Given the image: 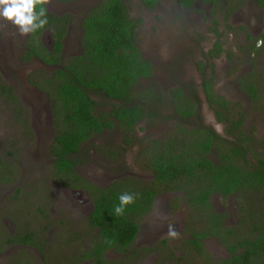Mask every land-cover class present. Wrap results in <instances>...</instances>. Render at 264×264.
Returning a JSON list of instances; mask_svg holds the SVG:
<instances>
[{
	"label": "rangeland",
	"instance_id": "374dc122",
	"mask_svg": "<svg viewBox=\"0 0 264 264\" xmlns=\"http://www.w3.org/2000/svg\"><path fill=\"white\" fill-rule=\"evenodd\" d=\"M96 1L85 0L79 3L94 5ZM252 2L253 0H243L235 7L232 15L226 10L227 6H233L232 0H218V4L214 6L199 4L195 7L196 10H184L172 0H161L159 5L152 9L143 7L138 0L126 2L130 16L140 20L136 33L137 44L144 56L156 67L149 81L156 79L166 82V86L170 87L168 82L171 80L163 77L166 76L164 70L166 67H172L170 50L175 52L180 49L179 57L173 58L176 62L181 61L169 75L178 79L177 84L189 86L190 88L184 90L188 93H191V90H188L192 88L191 84L194 83L199 91L203 79L211 78L209 85L212 90L225 97L229 102V111L233 112L232 116L240 114L242 131L251 134L247 143L250 152L246 158L249 161L255 160L253 155L264 156V45L257 54L256 51L249 52V48L245 51L248 46L244 37L246 33L252 40L259 36L264 37V24L260 23L263 13ZM74 6L75 4L73 12ZM213 20L217 22L216 25ZM253 20L255 24L252 23ZM214 26L218 35L210 30ZM2 34L0 33V36ZM217 39L221 42L223 51L220 56L210 57L207 61L206 52L213 48ZM44 41L46 42V39ZM14 42V53L11 56L15 61L12 62L8 56L0 59V74L20 99L22 96L32 99L30 106L27 104L29 107L22 103V110L28 115L26 125L29 124L31 134H27L23 128L21 116L15 115L16 108L12 109L11 103L4 99L6 97L0 96V264H97L89 254L96 231L86 225L78 200L72 196L71 190L66 188L69 179H59L52 167V159L47 149L51 135L45 133V114L41 118L37 113L38 108L33 107H36L40 100L31 95L23 82L28 70H14L18 68L16 58L23 37L14 39ZM75 49L76 47L67 48L66 51L72 52ZM228 53H231L229 58L226 57ZM201 59L213 64L212 69L205 68L202 76L200 69L195 65V62L199 65ZM249 62L253 63L252 67ZM34 63L37 64L32 61L33 65ZM245 82L255 85L259 97L256 93L253 100L243 93ZM142 86L141 81L137 87L141 89ZM156 87L157 84L153 83V88ZM158 89L162 90L161 87ZM200 96L202 102L199 112L203 122L221 132L223 125L215 121L205 98ZM94 99L102 103L96 107V113L110 109L114 104L112 101H104L100 96H94ZM43 106L41 98L39 107ZM159 110L163 116L171 111L167 105H163ZM166 123L164 119H158L150 122L148 132L136 131L131 148L110 164L103 158L109 155L100 149L99 143L108 142L107 138L118 143L116 132L111 130L93 135L81 149L82 153L78 154L81 159L77 174L90 179L95 177L104 183L100 185H105L111 179L120 180L129 176L131 187L145 188L150 177L143 172L139 153L141 148L149 147L154 140H167L174 135L170 125ZM36 130H39L40 134H35ZM149 138L153 140L150 141ZM170 195L159 194L153 210L138 219V225L145 227L137 236L133 244L135 246L130 248L139 250L137 257L127 258L126 254L111 250L104 255L103 264H203V259L195 256L194 251L189 253L186 249H181L183 236L186 237L187 234L185 230L183 236L179 232L192 211L188 209L187 202L179 204ZM211 200L214 201L215 198ZM222 205L228 206L224 202ZM169 224H176V231L179 230L178 238L168 235ZM28 232L36 235L37 240L41 242L42 253L34 245L26 247L22 243H6L7 238H19ZM208 243L213 250L205 249L210 254L223 255L224 248L216 239H211ZM148 246L155 247L156 252L154 253L152 247L150 254L149 250L145 249ZM177 256L184 259L177 261Z\"/></svg>",
	"mask_w": 264,
	"mask_h": 264
},
{
	"label": "trees",
	"instance_id": "16d2710c",
	"mask_svg": "<svg viewBox=\"0 0 264 264\" xmlns=\"http://www.w3.org/2000/svg\"><path fill=\"white\" fill-rule=\"evenodd\" d=\"M140 1L149 9L156 4V0ZM177 1L186 8L192 6V0ZM201 1L211 2L212 6L218 4V0ZM88 9L87 12L81 10L76 16L80 20L79 25L82 29L81 53L60 59L61 39L68 27L65 21L71 14H67L64 18L47 10L48 23L44 28L31 33L27 44L28 56L24 59L27 60L35 54L43 62L59 66L52 70L48 77L45 73L41 75L48 82L49 87L42 88L38 85L47 93L50 102L64 106L55 108V115L63 117V120L62 124L57 125L60 129H55L49 152L57 177L69 179L68 186L83 187L93 197L94 209L86 217V221L87 225L96 231L89 247V254L95 262L103 264L105 260L103 253L111 248L126 254L127 258L137 257L139 250L130 249L134 246L138 232L137 221L148 211L150 201L156 193L160 192V187H164L167 191L175 189L183 191L186 196L182 199L193 209L209 207L210 192L226 196L238 190V199H241L244 194L253 193L264 198V156L253 155L256 165H250L248 168L251 170L246 169L245 160L250 152L247 143L251 134L242 131L241 117L231 118L233 112L229 111V102L223 95L215 93L208 82H205L203 87L206 104L218 121L230 122L226 137L220 136L211 128L201 127L187 135L190 138H185L183 134L173 135L167 140H154L150 149L141 150V153H146L144 156L147 160L146 168L150 169L154 175L151 187L138 189L120 181L115 183L112 189L101 190L97 187L95 192L90 190L88 185L91 184L75 172L81 159L80 155L75 154L79 151L80 154L82 153L79 143L90 138L92 133L100 132L103 127L111 128L108 120L100 122L101 117L93 115L96 102L89 96L90 93L101 94L121 103L113 110V113L119 121L118 126L123 133V143L127 147L123 151H118L117 148H102L113 159L118 156V153L123 155L133 144L128 145L135 123L147 116L153 120L158 115L155 104L159 101L157 100L159 97L160 101L162 97L167 101L160 104H173L178 114L194 112L192 107L184 108L182 105V102L191 101L186 94L192 93L184 91L190 88L189 86H172L168 91H163V85L153 82L157 84V87L153 88V83L149 81L151 78L143 79L151 76V63L142 56L137 45L136 33L140 20L130 16L125 0H99L97 5ZM38 10L39 6H37ZM216 23V21L213 22L214 25ZM45 30H48L53 40L52 53L41 43L40 38ZM210 30L214 34L217 32L216 26ZM245 35L251 38L248 33ZM222 51V44L217 39L206 55L211 58L217 57ZM252 51L254 48L250 50ZM230 55L231 53H228L226 57L229 58ZM141 81L143 86L140 89L137 86ZM160 87L162 90L158 89ZM256 93L255 86L249 84L247 94L250 98L254 100ZM0 94L2 97H9L11 103L16 105L15 115L21 116L23 128L27 134H31L29 124L26 125L28 119L24 116L23 107L17 102L11 87L3 82L1 76ZM170 95L174 96L172 100L168 99ZM193 98V101L201 103L196 94ZM180 142L183 143L181 147ZM211 158L215 162H212ZM180 177L183 179H179ZM195 177L198 183L194 180ZM184 178H191V180ZM122 193L134 194L136 199L133 204L125 207L123 215L117 216L114 209L119 204L118 198ZM262 211L264 210L260 209L258 214L259 225L250 231V233H257L245 238H236L235 243L227 240L226 244L231 256L215 264H264ZM194 233L193 236H196V239L205 236L203 233ZM209 234L218 236L220 232L209 231ZM35 236L28 232L19 238H7L6 243L34 245L42 253L41 242ZM222 238L224 242L226 237ZM196 245L200 251L202 248L200 242L196 241ZM238 248L241 251L238 252ZM206 263L209 264V262Z\"/></svg>",
	"mask_w": 264,
	"mask_h": 264
},
{
	"label": "flooded vegetation",
	"instance_id": "af4514ba",
	"mask_svg": "<svg viewBox=\"0 0 264 264\" xmlns=\"http://www.w3.org/2000/svg\"><path fill=\"white\" fill-rule=\"evenodd\" d=\"M84 1L85 0H70V1L51 0V3L46 6L47 10L56 13L60 17H64L65 18L67 14L68 15L71 14L70 18H68L65 21V22L68 23V27L66 29L65 35L61 39L62 47H61V51L59 53V56H60L61 60L67 58L71 54L72 55H76V54L81 53L80 37H81V34H82V29L80 28V25H79L80 24V20L76 16L81 10H84L85 12H87L89 10L88 8L89 7H94L95 5H97L99 0H97L94 5H92V4L83 5V4L79 3V2H84ZM127 1L128 0H125V2H127ZM138 1L140 2L141 5H143L140 0H138ZM160 1L161 0H156V4L152 8H155L156 6H158ZM172 1L178 7L182 8L184 10H190V9L191 10H196L195 7L198 6L199 4L212 6L211 2H204V1H201V0H192L191 1V5L192 6H190V8H186L184 5L180 4L177 0H172ZM240 2H243V0H232V3H234L233 6H231V8L229 6L226 7V10L230 12V15H232L234 13L235 7ZM252 3H253V5L256 8H259V10L262 11L263 15L260 16V23L263 22V24H264V0H253ZM74 4H75V6H74V12H73V5ZM143 7H145V6L143 5ZM145 8H147V7H145ZM147 9H149V8H147ZM137 19H139V18H137ZM212 22H215V20H213ZM73 29H75L76 31L75 30L72 31ZM251 30L253 31L252 27H251ZM14 31H15L14 26L9 25L4 20H0V33H3L0 36V53H1L0 59H2V58L4 59V56H8L10 58V60L12 62H14L15 60L11 56L14 53V50H13L14 49L13 43L15 45L14 39H17V38L20 39V38L23 37V42H21V48L19 49V53L17 54V58H16V61H17V64H18V68H15L14 70L18 71V72H19V70H23L24 68H26L28 70L27 73L25 74L23 82L26 85V89L29 92H31V95H33V96L35 95L40 100V102L37 104V106L35 107V105H33V107L34 108H38L37 109V113H38V115L41 118H42L43 114H45L44 119H43V121H44V123L46 125V128H47V132H45V133H49L51 135V138H50V140H49V142L47 144V149H48V152H49V149H50V147L52 145V142H53V138L55 136V129H60V127L57 126V125L62 124V120H63V117L55 115V108H63L64 106L63 105L59 106L58 104L54 105L52 102H50V99H49V96L47 95V93L45 91H42L38 87V85H40V87H42V88L49 87L50 85L48 84V82H46L42 78L41 75H42V73H45V76L48 77V75L52 72V70L58 68L59 66L54 64V63L53 64H49V63L43 62L35 54L31 55L27 60H25L24 59L25 56H28L27 52L29 51V48L27 47V44L29 42V39L31 38V33L28 34L27 36H22L21 37L18 33L13 35ZM216 35H218V32H216ZM257 35L258 34H256V36ZM244 37H245V42H248V46H247V48H245V51L249 48V52H250V50L252 48H254V51H256V54H257V51L263 47L262 45H264V44H262L261 46L257 47V41H264V37L263 36L256 37L253 40H252V38L249 39L246 35H244ZM40 39H41V43L48 49V51L50 53H52L53 52V40L51 39V35L48 32V30H45L43 32V34L41 35ZM45 39H46V42L44 41ZM73 47H76V49L74 51H72V52L66 51L67 48H73ZM254 51H252L251 53H254ZM67 52H69V53H67ZM140 52H141V54H142V56L144 58L148 59L147 57L144 56V54H143L141 49H140ZM179 52H181L180 49L178 51H175V52L170 50V53H171L170 56L172 57V61H171L172 67H170V68L166 67L165 70H164L166 76H163V77H166V78H168V80H171V82H168L170 87H172V85H174V86H182L180 83L177 84V80L178 79H174L171 75H169V73H172L173 71L176 70V68L178 67V65H179V63L181 61V60H179V61L176 62L175 58H173V56L179 57ZM212 58H215V56L212 57ZM206 59L208 61V59H210V57H208ZM148 60L151 63L152 74H151L150 77L143 78L145 80H148V79L152 78L153 74L155 73V69H156V67L154 66L152 61L150 59H148ZM32 61L33 62L36 61L37 64L35 65V63H34V65H33ZM207 61H205L204 59H201L199 61V65H198V62H195V65L200 69L201 76H202V74H204L205 68L208 69V67H209L210 69H212V65L213 64L210 61L209 62H207ZM21 66H22V68H21ZM249 66L252 67L253 63L249 62ZM211 72H213V70ZM198 73H199V71H198ZM246 75L248 76L249 74L247 73ZM0 76H1V78L3 80V82L5 84H7L9 87H11L5 81V79H3L4 77L2 76V74H0ZM141 79H139V80H141ZM210 79L211 78L203 79V81L200 84L201 88H200L199 91H198V88H196L194 83L191 84V87H192L191 88V90H192L191 93L192 94H190L191 96L186 94L187 97L191 101L187 100L185 102H182V105H183L184 108H191L192 107L193 108V112H194L192 114H189V113L184 114V115L178 114V112L175 110V107L173 106V104H167V106L170 108L171 111H170V113L168 115L163 116L160 113V110H159V108L162 107L163 104H160V103L161 102L162 103H167V101L165 99H163V97H162V99L160 101V97H159L157 99L159 101H157V104H155V106L157 108L158 115L153 120H151L152 118L147 116V117H145V119L139 120L137 123H135L133 125V129H132L133 131H131V134H130L131 141H130V143L128 142L129 143L128 145L134 143V140H135V137H134L135 134L134 133L136 131H138V132L144 131L145 133L148 132V129L150 127V122L151 121H156L158 119H164L167 122L166 124L170 125V127H171L170 129H171V131L173 132V134L175 136L184 134L185 138L186 137L190 138L187 135H190V134L194 133L195 130H198L201 127H206V128H211L212 130H214L220 136L226 137V130L229 127L230 122L218 121L216 119L214 113L212 112L213 116L215 118V121L217 123H220V124L223 125V129L221 130V132L216 131L215 127H211L210 125H208V124L203 122V120H202L203 117H202V115H200V112H199V106H200L201 103H198L197 101H193L192 100V99H194L193 98L194 94H196L199 97V99L201 97L200 95H202L205 98L204 92H203V87L205 85V82H208L209 84L211 83ZM151 82H155V83H157L159 85H163L165 87V91H168L170 89V87L166 86L167 85L166 82H160V81H157L156 79L154 81H151ZM249 84L255 86L251 82H245V85L242 87L243 93L248 98H250V96L247 94V88L249 87ZM11 89H12L14 95H15V98H16L17 102L20 104V106H22V103H24L25 105L28 104L30 106V101L32 99H30V98L26 99L24 96H22L21 99H20V96L15 94L14 89L12 87H11ZM255 90H256V88H255ZM257 95H258L257 97H259V92H257ZM0 96H1V94H0ZM89 96L94 101H95L94 96H100V97L103 98L104 101H112L114 103L110 109H104L105 111H102L100 113H98V112L96 113V107L98 106V104H102V103H98L97 101H95L96 102V106H95V109L93 110V115L101 117L100 118V122H103L104 120H108L111 123V128L103 127L100 132L92 133V134L93 135H97V134L104 133V131L114 130V132H116V137H117L116 140L118 142V143H115V141L111 140L110 138H107L106 141H108V142L99 143L100 148L101 149L102 148H105V149L117 148L118 151H123V149L126 148L127 145H125L123 143V133L120 132V129H119V126H118L119 121L116 118L115 114L113 113V110L116 109L121 103L118 100L106 98L104 95H101V94L90 93ZM10 98L13 99L14 97H10ZM41 98H42V100L44 102V106L43 107H39V105L41 103ZM172 98H174L173 95L168 96V99L172 100ZM4 99L11 103V101L9 100V97H6ZM205 102H206V99H205ZM191 103H194V105H191ZM11 105H12V109H13V107L16 108L15 104L11 103ZM188 105H190V107ZM207 107H208V105H207ZM24 116L27 117V119H28V115H27V112L25 110H24ZM238 117H241L240 114H237L234 117L231 115V118H235L236 119ZM35 134H40V131L36 130ZM90 138L85 139V140L81 141V143H79L80 150L87 144V142L90 140ZM97 139L98 138H96V140ZM149 139H150V141L153 140L152 138H149ZM180 144H181L180 147L183 146V143L180 142ZM131 146H130V148H131ZM150 147H151V145L149 147L146 146V148H141V150L142 149H150ZM141 150H140V154H139L140 155V159L142 160L141 166L143 168L144 174H146V176L148 175L150 177V181L147 184L148 186H146L148 188V187H151V183L154 180V175L152 174L150 169L146 168L147 160L144 158L146 153H141ZM78 154H80V151L78 153H76L75 155H78ZM49 155H50V152H49ZM121 156H122V154L118 153V156L116 158H114V159L111 158L110 156L103 157V158H106L108 160L109 164H110V163L118 160V158L121 157ZM211 161L215 162V160L212 159V158H211ZM245 162L247 163V168H246L247 170H251V168H248L250 165H252V164L256 165L255 160L249 161L248 158H246ZM106 168H108V167H106ZM76 171H77V168H75V172ZM103 176H105V175H103ZM146 176L144 175V177H146ZM106 177H108V176H106ZM80 178L88 181L89 184L92 185V186L88 185L92 192H95L97 187L100 188L101 190H104V189L108 190V189H112L114 184L118 183L120 181H124V182H126L128 184L130 182L129 176L123 177L120 180H118V178L117 179H111L108 183L105 182L106 183L105 185H100V184H104V183L101 182V181L96 180L97 178H95V177H94V179L93 178L90 179V178H88L86 176H80ZM111 178H113V175H111ZM130 179H132V177H130ZM179 179H183V178L180 177ZM184 179L191 180V178H184ZM194 180L197 182V177H195ZM66 188L71 190L72 196L78 200V203L80 204V209H82L83 216L86 219V217L94 209V203H93V200H92L93 197H91V195H89L88 191L85 188H83V187L67 186ZM175 190L176 191H174V190L167 191V189H164V187H160V190H159L160 192L156 193L152 197V199L150 201V207H149L148 211L144 215L150 213L153 210L155 199L157 198V196L159 194H168V195L171 194L174 197V200L178 201L179 204L180 203H184L185 204V201L182 198L184 196H186V194L183 191H181V190H177V189H175ZM171 195H170V197H171ZM238 195H239L238 190L235 191V192H232V193H228V194H226V196H222L220 193H217V192H210L208 194V203L210 204V206L206 207V208L198 207L197 209H193L187 203L188 204V209H190L192 211V213L190 212L189 216L187 217L186 222H185L186 224L183 223L182 230L180 232L178 230V232L181 233L182 236L187 234L186 237L183 236V240L184 241L182 242V244H183L182 246L183 247L181 249H186L189 253L191 251H194L195 254H196L195 256H199V257H201V259H203V264H205L206 262H209V264L210 263L215 264V262H219V261L221 262L223 260L228 259L231 256V253H230V251L228 250V247H227L228 244H226L227 240L232 241L233 243H235L236 238H239V237L245 238V237H248V236H252V234H254V233H257V232L250 233V231H252L255 226L259 225V222H258V217L259 216H258V214H259V210L260 209L264 210V198L263 197L260 198L257 193H253L251 195L244 194L241 199L237 198ZM212 198H215V200L212 201L211 200ZM222 202H224V204H228V206L224 207L222 205ZM163 207H164V205H163ZM166 209L168 210L169 208H166ZM161 210H163V208ZM262 212H263V215H264V211H262ZM198 216L202 217L201 220H199L200 217H198ZM87 224L88 223L86 221V225ZM218 224H219V227H217ZM181 226H180V228H181ZM144 227H142V226L140 227L138 225V232H137L136 238H137V236H139L140 233L143 232ZM174 228H175V230L177 229L176 224L174 225ZM184 230L186 232L185 234H183ZM209 231H219L220 234L218 236H213V235L209 234ZM194 232H196V234H202L203 233L205 236L200 238V239H196V236H193ZM222 237H224V238L226 237L224 242L222 241V239H223ZM136 238H135V240H136ZM211 239H216L219 242V244H221L223 246L224 253H223L222 256L215 255V254L214 255L210 254L205 249V248H207V249L213 250L212 246L209 247L210 244L208 243V241H210ZM196 241H199L201 246H202L200 251L198 250V247L196 245ZM24 246H26V245H24ZM26 247H29V246H26ZM152 247L153 246H148L145 249L149 250V253L151 254V251H152L151 248ZM153 248H154V253H155L156 252V248L155 247H153ZM111 250L115 251L113 248H111V249L105 251L103 253V256L106 255V253L108 251H111ZM237 251L239 252V251H241V249L238 248ZM163 253H165V252H163ZM150 254H148V255H150ZM162 256L163 255H161L160 259H162ZM216 257H218L219 259H216ZM175 258H176L175 260H177V261H179V260L182 261V259H184V258L178 257V256L175 257Z\"/></svg>",
	"mask_w": 264,
	"mask_h": 264
},
{
	"label": "clouds",
	"instance_id": "9594fccd",
	"mask_svg": "<svg viewBox=\"0 0 264 264\" xmlns=\"http://www.w3.org/2000/svg\"><path fill=\"white\" fill-rule=\"evenodd\" d=\"M51 0H0V20L6 21L14 26L13 35L27 36L47 25V8ZM37 6L39 10L37 11ZM255 24V20L252 21ZM264 44V41H257V47ZM119 204L114 211L117 216L124 214L125 207L135 202L136 196L130 193H122L119 196ZM168 235L178 238L179 233L174 226L168 225Z\"/></svg>",
	"mask_w": 264,
	"mask_h": 264
}]
</instances>
